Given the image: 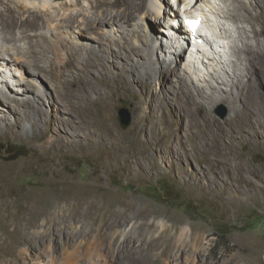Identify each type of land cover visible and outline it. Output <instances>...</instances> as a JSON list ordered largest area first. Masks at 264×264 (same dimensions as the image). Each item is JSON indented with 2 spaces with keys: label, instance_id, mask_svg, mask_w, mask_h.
I'll return each mask as SVG.
<instances>
[{
  "label": "rangeland",
  "instance_id": "1",
  "mask_svg": "<svg viewBox=\"0 0 264 264\" xmlns=\"http://www.w3.org/2000/svg\"><path fill=\"white\" fill-rule=\"evenodd\" d=\"M249 1L243 0L245 4ZM30 2L41 7V0ZM49 4L48 13L55 23L63 21L68 12L79 11L65 10L53 0ZM11 6L16 9V4ZM0 10L4 8L1 6ZM175 12L176 9L173 15ZM92 15L96 18L98 13L92 11ZM171 15H166L167 20L172 19ZM229 22L234 28L250 26L236 19ZM261 27L256 24L257 31ZM110 30L106 28L104 32ZM62 34L59 41L79 43L66 32ZM249 34L254 47L264 45V35ZM164 39L152 37V48L160 46L156 40ZM83 43L97 49L101 46L88 37L83 38ZM17 44L26 54L28 41ZM10 53L20 55L16 51ZM48 56L53 57L52 52ZM244 56L243 52L239 55ZM237 57L232 61L245 69L246 64ZM151 59L157 68L155 90L145 91L135 84L131 88L133 96H123L114 108V128L125 142H109L106 138V142H97L90 127L71 126L73 123L67 120L79 113L71 98L69 102L64 100L63 105L73 116L50 96L34 102L32 92H22L28 85L18 84L24 82L22 74L25 81L32 83L26 68H15L23 64L15 62L10 67L1 62L4 67L7 63L4 70L10 81L0 83V264H264V135H260L263 130L256 137L252 129H234L233 137H226L223 143L230 148V154L223 156L210 150V142L208 147L191 148L194 123L204 124L202 116L196 109L187 115L181 113L176 78L165 75L160 56L151 55ZM184 59L180 70L186 67L187 58ZM122 60L110 58L109 77L126 73L129 67ZM211 65H207L210 72L206 71V80L201 81L190 72H185V76L192 75L189 83L194 91L213 89V100L199 97L198 101L204 112L229 129L228 121L240 103H234L232 91L213 88L219 85L231 90L233 79L225 65L221 69L217 62ZM10 70L17 75L14 79ZM91 76L99 77L96 72ZM219 77L224 84L217 81ZM116 81L120 82L113 79L109 89L97 82L96 88L111 91ZM235 89L233 92H238ZM162 90L172 107L167 110L168 122L153 142H130L132 133L143 123V116L148 118V126L153 124V103ZM41 91L45 92L43 88ZM6 96L42 107L36 133L32 131L36 123L26 116V107L9 106L3 100ZM120 109H127L132 116L126 130L118 120ZM18 122L22 127L16 126ZM92 126L99 134V124ZM136 149L145 153L142 168L131 167L125 158ZM186 150L191 151L190 157L185 156ZM214 159L228 160V164L217 165ZM183 228L188 229L186 233Z\"/></svg>",
  "mask_w": 264,
  "mask_h": 264
},
{
  "label": "bare ground",
  "instance_id": "2",
  "mask_svg": "<svg viewBox=\"0 0 264 264\" xmlns=\"http://www.w3.org/2000/svg\"><path fill=\"white\" fill-rule=\"evenodd\" d=\"M49 2L51 0H41L40 7L30 0H0V7L4 8L0 10V70L4 67L2 61L7 62L10 67H13L15 62L23 64L22 67L15 66V68H26V75L30 77L32 83L29 80L25 81L27 79L22 74L20 76L24 82L18 84L28 85V88L22 92L23 94L32 92L36 97L33 99L34 102L39 103L41 99L50 96L54 102L63 105L64 100L69 102L68 99L71 98L70 101L76 105V111L79 113L67 122H72L71 126L76 128H81L83 125L90 127L91 133L97 137V142H106V139L109 142H125L120 140L122 137L114 128V108L123 96H133L131 88L135 84L139 89L143 86L145 91L148 88L155 90L157 68L151 55L162 58L167 77L173 75L176 78L175 86L176 88L178 86L176 92L183 106L181 113L187 115L192 109H196L202 116L204 124L199 125L192 117V121H195V135L191 138V142H194L191 148L208 147L210 142L212 143L210 150L215 149L220 156H223L225 153L230 154L228 152L230 148L223 143L226 137H233L234 129L243 132L252 129L256 137H259V130H263L264 133V45L254 47L248 37L249 32L254 33V37L257 34L264 35V0H250L247 4L243 0H182V3L181 0L172 2L169 0H53L62 8L66 7L65 10L79 8L77 12H68V16L57 23L48 13L51 4ZM12 3L16 4L17 10L11 6ZM175 9L177 12L173 15ZM219 10L222 15L218 13ZM92 11L94 14L98 13L96 18L93 17ZM170 12L173 17L167 20L166 15L169 16ZM188 19H201V24L191 34L187 30L190 28L186 24ZM234 19L249 23V28L239 25H236V28L232 27L229 21ZM256 24L262 25L260 32L257 31ZM165 27L167 32L163 30ZM75 28L78 30L74 33L78 35L69 32V29ZM106 28L111 29L109 34L104 32ZM62 32H66V35H70L74 40L77 39L79 43L72 44L69 39L59 41ZM233 32H236V35H233ZM159 36L161 39L165 37L164 41L156 40L160 41V46L154 45L152 48L150 39ZM189 36L193 44L189 43ZM87 37L100 42L101 46L97 49L85 45L83 38ZM53 38H57L58 41L52 40ZM24 40L28 41L26 54L25 49L17 44ZM13 42L15 44L10 46L9 44ZM184 42L186 45L183 46ZM114 45L119 49H115ZM11 51L19 52L20 55L11 54ZM49 52H52L53 57L48 56ZM242 52L246 56L240 58ZM237 56L238 61L246 64L245 69L240 68L235 60L232 61L233 57ZM24 57L28 58L25 62L22 61ZM111 57L125 60L126 66L129 67L126 68V73L109 77L108 64ZM183 57L187 58L186 67L182 69L184 73L179 69L185 60ZM211 62H217L219 67L221 65L228 67L226 71L231 72L230 77L233 79L231 90L223 89L219 85L213 88L232 91L234 103H240L239 108L234 107L236 113L228 121L229 129H226L218 119L204 112L203 105L198 101L199 97H203L206 101L213 100L215 95L213 89L194 91L189 83L192 75L185 76V72H190L199 80H206L204 75L207 74L206 71L210 72L207 65H211ZM14 70L18 72L17 69ZM92 72H96L99 77L91 76ZM11 74L13 79L17 76L16 73L11 72ZM246 77L248 79L244 80ZM113 79L120 82H114L111 91L96 88L97 82H101L109 89ZM222 79L219 77L217 81L224 84L223 81L221 82ZM41 88L45 92L41 91ZM235 88L238 92H233ZM153 95V93L149 95L152 100ZM157 96L158 99L153 103L154 109L151 111L153 124L148 126V118L143 116L144 124L138 125L132 133L133 138L130 142H153L155 136L168 122L167 110L172 107L167 93L162 90L157 92ZM3 100H6L9 106L18 109L26 107L24 109L26 116L36 123L33 124L32 130L36 133L35 127L39 126L38 122L42 120V107L31 101L21 103L10 96H6ZM65 110L72 115L66 107ZM135 110L138 108L136 107ZM95 124L100 126L99 134L92 126ZM16 126L19 128L22 124L18 122ZM142 152L136 149L131 151L128 157L125 156L129 159L131 167L142 168L141 158L145 155ZM190 153L191 151L186 150L185 156L190 157ZM214 160L217 161V165L228 164V160ZM229 167L225 166L227 169H230ZM239 176L243 179V173ZM187 230L183 228L182 232L186 233Z\"/></svg>",
  "mask_w": 264,
  "mask_h": 264
},
{
  "label": "water",
  "instance_id": "3",
  "mask_svg": "<svg viewBox=\"0 0 264 264\" xmlns=\"http://www.w3.org/2000/svg\"><path fill=\"white\" fill-rule=\"evenodd\" d=\"M118 120L121 127L126 130L132 123V116L127 109H120Z\"/></svg>",
  "mask_w": 264,
  "mask_h": 264
},
{
  "label": "snow or ice",
  "instance_id": "4",
  "mask_svg": "<svg viewBox=\"0 0 264 264\" xmlns=\"http://www.w3.org/2000/svg\"><path fill=\"white\" fill-rule=\"evenodd\" d=\"M190 23H193V25H195V22H190Z\"/></svg>",
  "mask_w": 264,
  "mask_h": 264
}]
</instances>
